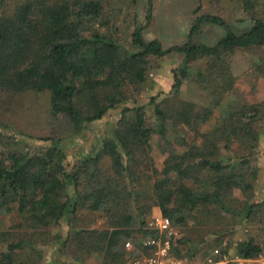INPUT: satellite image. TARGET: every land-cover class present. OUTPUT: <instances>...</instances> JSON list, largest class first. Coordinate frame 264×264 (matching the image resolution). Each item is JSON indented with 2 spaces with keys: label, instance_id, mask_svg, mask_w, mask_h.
<instances>
[{
  "label": "trees",
  "instance_id": "trees-1",
  "mask_svg": "<svg viewBox=\"0 0 264 264\" xmlns=\"http://www.w3.org/2000/svg\"><path fill=\"white\" fill-rule=\"evenodd\" d=\"M240 1L250 21L244 30L206 10L189 42L164 48L142 26L129 37L110 28L101 0H0V92L48 93L58 123L50 135L21 138L7 135L0 119V264H16L18 252L35 256L42 245H57L55 264H124L151 253L142 239L159 236L149 225L154 213L182 230L172 240L177 258L201 253L204 262L235 264L236 256H264V99H228L240 77L252 87L264 81V0ZM203 21L225 34L195 42ZM174 50L184 63L170 89L138 103ZM120 106L101 146L71 160L67 142Z\"/></svg>",
  "mask_w": 264,
  "mask_h": 264
},
{
  "label": "rangeland",
  "instance_id": "rangeland-1",
  "mask_svg": "<svg viewBox=\"0 0 264 264\" xmlns=\"http://www.w3.org/2000/svg\"><path fill=\"white\" fill-rule=\"evenodd\" d=\"M105 7V12L112 15L110 28L118 26L123 31V37H129L131 31L136 26H142V33L147 40L159 39L164 48H171L174 46L185 45L190 41V32L193 24L197 21V17L202 15L206 10H212L217 15L223 17L227 24L235 31H242L250 26L249 17L242 9V2L240 0H220V2L202 3L201 0H152L153 17L149 22L146 21V14L148 8V0H101ZM200 6L199 13H195V9ZM115 24V25H113ZM226 32L225 27L216 25L208 21L201 23L200 29L194 34L193 40L195 42H204L207 44L215 43ZM184 63V54L181 52L169 53L161 61L160 66L153 70L150 75L149 84L140 93L137 98L138 103H146L149 101L151 95L157 94L163 90H168L174 81V72ZM153 79V80H152ZM154 85V86H153ZM186 93L188 87L183 86ZM162 95L161 97H164ZM237 100L238 102H253L264 99V81L260 82L257 87H252L244 82L240 77L237 81L234 91L228 98ZM128 104L134 105L135 101H128ZM50 97L49 94L26 92L20 94L1 93L0 92V119L8 126L4 132L7 135H18L23 138L25 135L32 136H47L51 134L57 122L54 121L50 113ZM123 107L111 109L101 120L91 123L86 130L79 136L74 137L68 149L71 150V160H74L82 154H91L98 149L103 138L109 133L112 127L119 119ZM219 112L215 113L214 121ZM54 125V126H53ZM264 125V124H263ZM22 134V135H19ZM25 134V135H24ZM157 139L154 138V157L159 167L163 166L164 155L157 145ZM2 147L0 143V148ZM257 164L261 167L258 183V189L264 188L262 184L264 181V146L260 145V155ZM264 197L262 190L261 194ZM155 213L152 214V217ZM152 219V218H151ZM151 221V220H150ZM244 226L238 232L237 237L245 235ZM163 240H168L171 243L175 237L183 236L180 228H173L170 233L163 234ZM236 237V238H237ZM143 240V239H142ZM133 242V241H132ZM236 242V241H234ZM134 244V243H133ZM37 254L28 256L24 252H18V261L16 264H34L40 261V264H55V256L57 245L54 247H47L42 245ZM39 253L42 257H39ZM219 253L218 249L213 251V254ZM175 256V255H174ZM205 257L202 254H197L193 258H182L192 264H204ZM210 258V257H209ZM93 264H98V260L91 258L89 260Z\"/></svg>",
  "mask_w": 264,
  "mask_h": 264
},
{
  "label": "built area",
  "instance_id": "built-area-1",
  "mask_svg": "<svg viewBox=\"0 0 264 264\" xmlns=\"http://www.w3.org/2000/svg\"><path fill=\"white\" fill-rule=\"evenodd\" d=\"M149 225L159 231L158 237L144 238L142 244L146 248H152L150 254H142L139 257L128 258L124 264H192L182 258H177L171 252V243L163 240V234L173 231L172 222L169 217L153 216ZM125 248L132 251L135 245L131 240L125 242ZM235 264H264V256L258 258H243L236 256L231 259ZM204 264H217L210 257Z\"/></svg>",
  "mask_w": 264,
  "mask_h": 264
}]
</instances>
